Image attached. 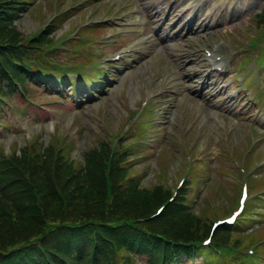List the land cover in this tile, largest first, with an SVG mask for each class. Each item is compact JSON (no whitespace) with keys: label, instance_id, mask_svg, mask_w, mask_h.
Masks as SVG:
<instances>
[{"label":"rangeland","instance_id":"374dc122","mask_svg":"<svg viewBox=\"0 0 264 264\" xmlns=\"http://www.w3.org/2000/svg\"><path fill=\"white\" fill-rule=\"evenodd\" d=\"M147 7L152 9H159V14L163 18L152 31H145L142 29V34H153L154 37L148 41V44L144 46V49H156L158 53L152 56L149 59L143 60L139 55L135 56L138 62L137 66L131 67L132 62L130 59L126 62L121 69H117L115 82L111 84L112 86L106 92L100 93L97 97H89L86 104H82V107H77L73 102L68 103V105L54 106L57 104L55 99L57 98L52 94H46L43 90H35V98L38 101L43 102L46 106L45 111L48 113V116L34 117L28 116L25 119L11 121V128H2L0 131V145H2L6 150H9L14 141L18 142L19 145H22L24 141L31 137L32 135L39 134L42 142H47L50 138V134L54 132L55 124L58 123V132L66 133L68 135H74L77 141V148L74 151V154H77L78 160H83L84 151L91 147V141L94 137L97 136V133H104L107 138L117 137L116 131L119 129H125L127 126V120L129 119V113L132 109H135L142 97L144 88L154 82L157 83L158 75L156 69V61H160V67L169 72L163 77L164 81L167 82L172 75L174 63L172 60V54L175 50L179 54L183 52H190L186 57L181 58L179 65H183V71L188 74V82L180 81L179 84L182 85V96H188L190 100V110L192 112L197 111V115L201 113L199 119H195L196 123L194 125L195 132L197 133L192 139L187 131H184L186 135V141H197V139L203 141L205 138H209L208 145L210 146L208 156L211 161L212 174L221 180L225 179H234L228 174H223L221 172H216L218 166L223 162L222 157L220 156L219 150L222 149V144L228 141L230 145L229 148L234 151L235 154L238 152V149L242 148V142L246 140V135L249 132V126L245 123L239 122L238 112L241 110L246 111L245 106H241L237 111V116H230L227 118L225 114L220 112L216 107H205L202 106L198 101H195L194 98H191L190 94L196 90V84L198 81L191 82L189 75H192L195 66L197 65V60L194 59V51L198 50L204 44H221L220 41L223 39L226 42H234L235 39H243L246 36V30L250 26L251 19L250 17L255 13L260 11L262 7V0H241L239 3L238 9H229L231 0H200L203 2L209 9H213L214 12L211 16H208L206 22H201L199 24H193V28L197 30L198 34L196 35L197 40H195V46L189 47L185 43L180 44L174 41H168L163 39L164 32L171 27L177 28L184 32V26L188 24L185 16H179V13H175L178 8H170V5L164 0H143ZM40 5L42 6L43 17H33L30 13H24L18 21L19 27L24 31L31 33L35 29L44 25L48 20H50L54 8L50 7V0H39ZM174 14L170 19L169 13ZM205 12V10H204ZM127 14V13H126ZM205 14V13H204ZM77 16L65 23L58 31L57 35L61 34L63 31L69 30L72 25H76ZM104 18V14L102 17ZM137 19L143 18L136 17ZM181 21V24L176 26L177 23ZM162 22V23H161ZM193 29V30H194ZM176 30V29H175ZM109 32H112L110 29ZM118 33V31H117ZM109 35L106 32V37ZM194 39V37H193ZM193 39H191L193 41ZM113 40H111L112 42ZM130 45L137 43V39L128 40ZM227 47V46H226ZM122 48V47H121ZM116 51L110 52L113 55ZM193 55V56H192ZM130 56V55H128ZM127 56V57H128ZM180 56V55H179ZM196 63V64H195ZM199 65H201V60H199ZM157 74V75H156ZM178 74V73H176ZM233 78V77H231ZM227 85H225L224 90L221 91L223 94L224 103L227 104L230 108H235L238 105L239 99H237V90H228L232 86H241L239 83L237 85L232 84L228 86V83L231 81L229 78L225 79ZM145 83V84H144ZM177 82H173V84ZM224 83V82H223ZM214 87L207 91L206 96L209 97V94L214 91ZM65 93V92H64ZM89 94V93H88ZM246 97V96H245ZM80 97H76L79 99ZM19 100V98L17 99ZM22 99L20 98V101ZM52 100V101H51ZM168 101L164 106L166 107V112L162 119L166 121V133L170 135L162 145L155 139H151L153 148L160 149L165 146V149H168L171 156H174V160L168 170L169 182H172L173 185L176 183L178 176H176V171L178 166L183 159L179 151V146L176 143V137L182 141V134L176 130V111L169 108ZM43 106L42 104L37 105ZM44 109V108H42ZM13 115V114H12ZM14 117V116H13ZM75 118V119H74ZM76 118L78 121H75ZM194 121H189L193 123ZM191 127V125H190ZM192 130V129H191ZM203 137V139L198 138ZM234 145V146H233ZM238 145V146H235ZM222 146V147H221ZM206 144L200 145V148H205ZM259 148L264 151V142L259 145ZM199 156L198 158H200ZM186 160V156H185ZM157 159L154 155L147 157V160L142 163L146 167V174L143 178V185L152 186L156 181L162 179V175L157 169ZM233 165V164H232ZM228 201L227 197L223 198L224 203ZM222 203V204H224Z\"/></svg>","mask_w":264,"mask_h":264},{"label":"trees","instance_id":"16d2710c","mask_svg":"<svg viewBox=\"0 0 264 264\" xmlns=\"http://www.w3.org/2000/svg\"><path fill=\"white\" fill-rule=\"evenodd\" d=\"M14 62L12 55L2 56L0 78L5 75L3 67L10 69ZM53 151L52 146L45 150L46 173L32 160L39 157L30 147L21 155L0 156V176L29 180L31 186L22 196L5 190L0 198V264H79L81 260L88 264L89 256V264H118L127 246L154 239L162 243L158 234L184 241L202 234L193 222L172 223L171 212L146 224L124 227L123 221L119 223L122 218L150 210L148 197L140 200L138 208L127 206L133 205V200L126 198L127 205L121 208L117 196L106 199L105 193H100L104 183L99 173H91L88 167L87 178L76 177V165L63 153L52 163ZM26 166H31L30 173ZM115 241L119 248L113 247ZM40 244L45 245L46 254L40 251Z\"/></svg>","mask_w":264,"mask_h":264}]
</instances>
